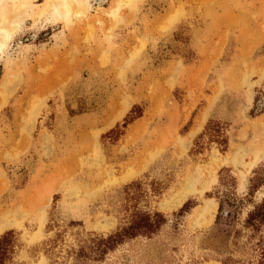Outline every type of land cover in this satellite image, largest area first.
<instances>
[{"label":"rangeland","instance_id":"obj_1","mask_svg":"<svg viewBox=\"0 0 264 264\" xmlns=\"http://www.w3.org/2000/svg\"><path fill=\"white\" fill-rule=\"evenodd\" d=\"M2 28L0 220L18 210L21 221L0 231L17 234L9 264H221L219 172L253 202L239 223L264 200V173L247 197L264 168V0H0ZM208 120L223 124L226 152L204 137L189 155ZM146 178L165 190L146 185L141 206L167 224L75 260L128 215L122 187Z\"/></svg>","mask_w":264,"mask_h":264},{"label":"trees","instance_id":"obj_2","mask_svg":"<svg viewBox=\"0 0 264 264\" xmlns=\"http://www.w3.org/2000/svg\"><path fill=\"white\" fill-rule=\"evenodd\" d=\"M178 36V33L175 34ZM187 58V56H184ZM140 111L138 106H133L125 117L124 125L131 123L140 115L135 111ZM223 124L216 120H208L203 131L196 136L189 155L201 154L203 150V138L208 142L216 143L221 147V152H226L228 139L224 136ZM115 132V130L110 131ZM229 172V171H228ZM222 170L219 172V181L222 184V190L218 193V209L215 216L213 233L210 237L213 240L221 241L222 245L214 246L215 253L219 256L221 264H264V200L256 204L253 210L247 213L246 218L239 223V214L246 202L253 203L249 198L239 199L235 195V178L231 175L222 177ZM264 168L255 172V177L250 181L249 193H252L261 186L260 182ZM149 186V192L153 196H161L165 190V184L157 180L137 179L122 187L125 203L127 204L128 215L119 222L117 229L106 237H90L83 241V244L76 252V258L91 257L94 260L102 259L107 253L112 252L117 246L128 240L138 237L151 238L156 235L161 228L167 224V219L161 212L155 210H146L141 206L142 200L146 199L148 192L145 186ZM208 198L212 194L206 193ZM195 204L188 200L178 210L175 216H182ZM70 226L80 225L77 222L70 221ZM241 225L240 229L237 228ZM248 233V234H247ZM258 237L257 239H255ZM244 238L245 242H241ZM254 239V242L251 240ZM247 245H249L247 247ZM19 246L17 234L9 232L0 236V264H9L13 262ZM250 250L249 257H245ZM239 253V256L235 254Z\"/></svg>","mask_w":264,"mask_h":264},{"label":"bare ground","instance_id":"obj_3","mask_svg":"<svg viewBox=\"0 0 264 264\" xmlns=\"http://www.w3.org/2000/svg\"><path fill=\"white\" fill-rule=\"evenodd\" d=\"M171 21V20H170ZM172 22H173V20L171 21V23L170 24H172ZM0 31H5L4 32V36H6V38L5 39H8L9 37H10V32L9 31H6V28H2V29H0ZM13 33H14V31L13 30H11ZM3 38V37H2ZM2 43H3V41L1 40V38H0V47L2 46ZM129 107V102L127 101V100H125L124 102H123V107H122V109L120 110V112H118V114L114 117V119L115 118H120V117H122V115L125 113V111L127 110V108ZM204 117V116H203ZM203 121H204V118H202V120H201V122L203 123ZM111 122H113V120L111 121ZM134 175V173L133 172H126V173H124L123 175H122V177H120L119 179H114V182L113 183H117V182H125L126 180H128V179H130L132 176ZM209 185V184H208ZM213 208V205H212V203L210 202L207 206H206V212L208 213V212H210V210ZM13 211H16V209L15 210H13ZM12 212V211H11ZM17 212H18V210H17ZM17 212H12V213H9V215L7 214V216H3L2 218H1V220H0V231H2L5 227H8V226H11V225H17L19 222H21V221H19L18 222V219H19V215L18 214H20L19 212H18V214H17ZM21 218V217H20ZM24 218V217H23ZM22 219V218H21ZM20 220V219H19ZM20 225V224H19ZM19 225H17V226H19Z\"/></svg>","mask_w":264,"mask_h":264}]
</instances>
